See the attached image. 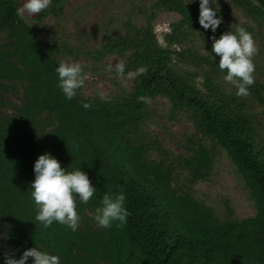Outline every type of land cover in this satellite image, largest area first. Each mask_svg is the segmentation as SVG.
Segmentation results:
<instances>
[{
  "label": "trees",
  "instance_id": "trees-1",
  "mask_svg": "<svg viewBox=\"0 0 264 264\" xmlns=\"http://www.w3.org/2000/svg\"><path fill=\"white\" fill-rule=\"evenodd\" d=\"M157 1L175 9L170 0ZM255 1L264 9V0ZM16 9L13 0H0L5 36L0 40V110H12L0 115V264L5 253L19 258L36 245L59 255L60 264H264V160L248 139L251 120L243 113L231 115L186 81L166 76L168 57L149 39L106 46L110 52L134 51L137 76L130 101L66 100L55 72L64 52L41 44ZM19 86L21 101L14 104L7 95ZM142 96H162L173 111L188 115L200 137L188 138L187 156H171L158 140L145 142ZM206 142L235 166L255 203V217L221 221L178 185L181 174L191 186L209 179L215 150ZM44 152L69 171L81 167L98 190L87 204L77 200L75 232L58 223L45 229L34 219L29 185L34 162ZM121 189L130 213L126 226L98 227L94 215L100 199Z\"/></svg>",
  "mask_w": 264,
  "mask_h": 264
},
{
  "label": "rangeland",
  "instance_id": "rangeland-1",
  "mask_svg": "<svg viewBox=\"0 0 264 264\" xmlns=\"http://www.w3.org/2000/svg\"><path fill=\"white\" fill-rule=\"evenodd\" d=\"M18 8L23 0H13ZM175 9H168L157 0H53L39 14L22 19L41 44L51 43L63 55L61 61L78 62L84 66L85 84L74 97L89 102L125 103L134 93L137 72L133 67V50L107 51V45L124 40H150L154 49L163 50L169 61L166 76H176L199 92L203 99L221 105L231 115L245 114L253 123L248 139L264 160V9L255 0H217L223 24L217 37L237 26L253 34L258 52L253 56L255 83L249 95L237 96L231 83L225 82V72L217 66L218 57L211 53L212 33L197 22V3L189 0H170ZM251 10L254 13H251ZM197 24V25H196ZM0 33V40H4ZM139 39V40H137ZM206 50V51H205ZM123 61L126 74L118 77L106 71L108 65ZM7 98L19 104L22 88ZM100 94L104 95L101 99ZM147 115L141 124L145 142L158 140L171 156H187L188 138L200 137L188 115L173 111L170 102L156 96L146 105ZM11 115L9 108L0 115ZM214 148V169L209 179L190 185L186 174H179L178 185L206 206L212 208L221 221H242L256 216L253 199L243 179L227 154ZM152 159H159L153 153Z\"/></svg>",
  "mask_w": 264,
  "mask_h": 264
},
{
  "label": "clouds",
  "instance_id": "clouds-1",
  "mask_svg": "<svg viewBox=\"0 0 264 264\" xmlns=\"http://www.w3.org/2000/svg\"><path fill=\"white\" fill-rule=\"evenodd\" d=\"M53 0H23L20 7L16 9V15L20 19L33 14H39L48 9ZM197 3V0H189L188 4ZM217 0H198L197 22L205 31L212 33L209 39L212 41L211 53L218 57L217 66L221 72H225L223 79L231 83L236 89L237 96L249 95L250 87L255 83V64L253 56L258 52L253 34L243 26H237L234 30L222 32L216 35L218 27L223 24V17L219 15ZM206 51V50H205ZM106 71H115L118 77L126 74V65L123 61L115 65H108ZM143 73L144 68L138 69ZM57 73V87L66 100H72L77 95V89L85 84L84 66L78 62L69 60L61 61L55 68ZM101 99L104 95L100 94ZM141 102L148 104L151 98L142 96L138 98ZM82 107H91L88 103H82ZM34 179L30 182V198L35 206V221L43 225L45 229L53 223L66 226L75 232L80 222L77 212V200L87 204L97 193L88 174L81 167H61L57 158L48 152L39 155L33 165ZM126 194L123 189L119 192H107L100 199L95 208L94 220L98 227L109 229L116 225L123 228L127 224L130 215L125 206ZM60 264V257L49 251L43 250L37 245L25 249L19 258L15 253H5L3 264Z\"/></svg>",
  "mask_w": 264,
  "mask_h": 264
}]
</instances>
